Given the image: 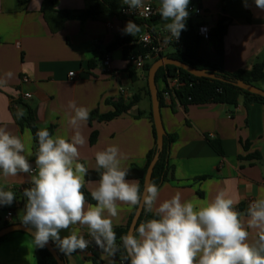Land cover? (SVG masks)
Here are the masks:
<instances>
[{
	"label": "crops",
	"instance_id": "1",
	"mask_svg": "<svg viewBox=\"0 0 264 264\" xmlns=\"http://www.w3.org/2000/svg\"><path fill=\"white\" fill-rule=\"evenodd\" d=\"M45 1L48 0H0V127L19 136L35 153L37 147L31 132L14 121L12 108L19 106H14L15 101L21 100L32 108L39 129L52 128L53 136L70 140L74 129L68 123L72 115L69 101L88 108L89 114L95 110L108 114L114 110L109 102L123 100L129 104L138 97L129 112L112 121L81 123L80 131L86 143L79 147V162L88 171H96L95 152L116 145L127 157L125 167H145L147 154L154 147L149 117L152 106L144 72L136 69L135 80L130 77L123 42L128 38L137 39L150 30L168 36L163 30L166 22L161 19L153 28L145 22H134L141 31L132 36L122 32L128 20L104 16L84 23L68 21L59 31L52 32L42 13ZM55 1L58 10L78 14L89 9L95 0ZM194 2L202 10V15L194 19L195 25L205 24L212 29L220 17L228 20L222 60L225 72L249 71L264 60V11L253 0H247V6L245 0ZM155 6L160 16V0H155ZM114 44L116 48L110 50ZM169 53L171 48L164 55ZM107 56L111 59L113 74L104 72L102 63ZM198 57L210 63L216 61L211 42L202 40ZM70 73L75 77H70ZM165 86L162 81L157 83L161 93ZM255 86L264 91V77ZM25 94H30L31 99L25 100ZM163 101L161 117L165 132L177 138L169 151L174 179L169 175L159 188L157 204L176 192L181 193L182 200L199 204L227 189L238 200L236 210L241 208L244 214L264 187V104L252 102L246 106L244 98H240L236 107L207 104L185 108L177 103L172 108ZM93 133H97V139L92 144ZM210 140L221 144L223 155L211 147ZM34 159L35 156L30 159L33 167ZM28 181L27 174L5 178L0 173V188L16 195L10 206H0V230L6 224H21L26 203L23 190L30 187ZM95 187L96 181H86L84 188L91 194ZM132 210L128 205H120L114 230L127 225ZM8 213H12L11 219ZM75 227L90 239L86 226ZM68 234L67 230L60 232L61 238ZM65 258L68 264H105L94 245ZM0 264H38L33 238L23 232L5 237L0 242Z\"/></svg>",
	"mask_w": 264,
	"mask_h": 264
},
{
	"label": "clouds",
	"instance_id": "2",
	"mask_svg": "<svg viewBox=\"0 0 264 264\" xmlns=\"http://www.w3.org/2000/svg\"><path fill=\"white\" fill-rule=\"evenodd\" d=\"M253 2L264 11V0ZM189 3L160 0L159 13L166 22L163 30L169 33L166 40H179L186 30ZM123 4L130 10H148L145 0H123ZM140 31L131 20L122 30L132 36ZM68 108L74 135L69 140L40 129L35 134V153L19 136L0 127V173L5 178L29 176L30 187L23 190L26 204L21 224L29 228L35 247L44 248L51 241L60 252L71 255L94 245L105 264H264V187L244 214L236 210L238 200L227 189L199 204L182 200L180 192L157 204L159 187L149 182L141 192L138 182L127 179V157L118 146L110 145L95 152L99 179L91 199L96 203H88L83 191L88 168L79 162V147L86 143L80 126L89 119V109L75 101H69ZM16 116H24L19 106ZM33 156L35 167L30 163ZM15 199L13 191L0 188V206H10ZM120 205L143 209L153 218L129 229L118 244L114 219ZM77 225L86 226L90 239L76 230ZM62 230L69 234L61 238Z\"/></svg>",
	"mask_w": 264,
	"mask_h": 264
},
{
	"label": "trees",
	"instance_id": "3",
	"mask_svg": "<svg viewBox=\"0 0 264 264\" xmlns=\"http://www.w3.org/2000/svg\"><path fill=\"white\" fill-rule=\"evenodd\" d=\"M195 0H190L188 8L194 4ZM223 3V0H222ZM122 2L120 0H95L94 4L87 10L81 13H72L69 11H62L57 9V2L55 0H48L43 3L42 13L46 22L48 23L52 32H57L61 29V27L68 21H79L81 23L86 22L87 20L93 19L98 20L104 16L119 18V10L121 8ZM188 10V9H187ZM224 6H222V11H224ZM162 18L157 14L151 20L145 22L150 28H153L157 25V23ZM227 19L222 16L219 18L217 25L210 29V39L213 46L214 53L216 55V61L214 63L206 62L198 57V48L202 43V38L197 33L198 25L194 24V19L188 17L185 21L186 30L181 32L180 41L181 45L172 46L171 53L164 55L162 54L159 58H157L154 62L158 61L162 57L166 56L171 59H175L181 61L195 69L198 70H212L215 72L220 78L224 80L214 81L206 78H196L186 71L176 68L174 66H165L159 69L156 75V83L162 81L165 83V89L168 88L169 81L175 78H178L182 85L172 91L170 106L174 108V106L179 103L180 105L187 108L191 105H207V104H221L228 107H236L240 98H244L246 102V106L249 103L257 102L264 104V98L250 94L245 92L235 86L232 85V82L236 80H241L247 84L254 85L263 79L264 77V60L260 63L256 64L249 71H238L236 73L230 74L223 70L222 60L224 55V39L227 34ZM151 31V30H150ZM139 38H128L124 40V58L129 63V72L132 80H135L136 77V69L130 63V59L132 56L137 57L139 54L144 53L147 49H145L142 45L138 44ZM120 44V42H118ZM122 44V43H121ZM117 44H114L110 47V50L115 49ZM151 64H147L142 70L145 74L146 78V89L147 95L151 102V96L147 83V75L148 71L151 67ZM164 89V90H165ZM160 105L161 108L164 106V101L162 97V93L159 92ZM138 102V97H134L133 100L129 104H125L123 100H119L117 102H109L113 107V111L108 114H100L97 110L92 111L89 114V122L98 121V122H109L112 121L119 116L127 113L131 110L133 106H135ZM20 106L19 108L24 110V116L22 118H17L16 113L18 108H12V115L14 121L22 128H27L34 139L35 145L38 149V139L36 138V132L40 130L36 124L34 113L32 108L22 102L21 100H17L14 103V106ZM150 122L152 124V134L154 139V147L147 154L146 157V166L143 168L137 166H131L129 169V175L127 177L128 180L136 181L139 183L141 192H143L144 188V180L147 173V170L154 159L157 152V134L155 130V125L152 118V111L149 113ZM48 131L50 134L53 133L52 128H49ZM176 135H168L164 137L163 150L159 155V160L154 167V171L151 178V183H155L159 188L162 184L168 180L169 175H171L170 179H174V167L170 165V146L176 140ZM97 133H93L90 138V142L93 144L96 142ZM211 147L220 155H223V149L221 144L218 141H209ZM99 173L97 171H88L85 181H98ZM87 202L91 204H95L96 202L91 199V194L83 189ZM26 204V203H25ZM25 209V205L23 210ZM137 211V208H133L128 223L123 228L115 229L117 235V243L120 244V237L126 234L129 230L131 222L134 218V215ZM237 211L241 212V208ZM153 218L152 213H145L144 210L139 218V222H143L146 219ZM11 224H6V226H10ZM138 225V224H137ZM33 238V237H32ZM5 238L0 239L2 242ZM54 244V243H53ZM55 245V244H54ZM95 247V246H94ZM57 248V247H56ZM96 248V247H95ZM58 249V248H57ZM97 249V248H96ZM59 250V249H58ZM98 250V249H97ZM99 251V250H98ZM59 255L61 259L66 260L65 255L59 251ZM36 257L38 260V264H57L54 257L48 251L46 247L38 248L36 247ZM93 262L97 261L96 256L92 257Z\"/></svg>",
	"mask_w": 264,
	"mask_h": 264
},
{
	"label": "water",
	"instance_id": "4",
	"mask_svg": "<svg viewBox=\"0 0 264 264\" xmlns=\"http://www.w3.org/2000/svg\"><path fill=\"white\" fill-rule=\"evenodd\" d=\"M165 66H174L176 68L182 69L189 73L190 75L196 77V78H206L214 81H221L224 82L222 78H220L215 72L212 70H198L195 69L181 61L171 59L169 57H162L158 61L154 62L147 75V83H148V88L151 96V106H152V118L153 122L155 125V130L157 134V152L152 160L146 176L144 180V185L146 183L151 182L152 174L154 171V167L156 166L158 160H159V155L163 150V144H164V137L166 136V132L162 123V117H161V105H160V98H159V90L157 88V83H156V75L157 72L159 71L160 68L165 67ZM232 85L253 95L260 96L264 98V91L257 88L254 85L247 84L241 80H236L232 82ZM22 204L24 202L23 199L20 201ZM23 206V205H22ZM143 209H138L134 215V218L131 222V225L129 229H134L138 222L139 218L142 214ZM129 231V230H128ZM15 232H23L31 236V233L29 231V228L26 226H23L20 223H16L10 226H6L3 229L0 230V239L7 237L8 235L15 233ZM32 237V236H31ZM48 251L51 253V255L54 257L56 260L57 264H68L66 260L61 259L59 255V250L56 248V246L53 244V242H49L48 245L46 246Z\"/></svg>",
	"mask_w": 264,
	"mask_h": 264
},
{
	"label": "built area",
	"instance_id": "5",
	"mask_svg": "<svg viewBox=\"0 0 264 264\" xmlns=\"http://www.w3.org/2000/svg\"><path fill=\"white\" fill-rule=\"evenodd\" d=\"M145 4L148 9L147 11L143 9L130 10L129 6L123 4L122 2L121 8L119 10V15L121 18L128 21L131 20L133 22H147L154 16H156L158 12L155 6V0H145ZM141 12H143V14H140ZM188 12V17L193 19L198 18L202 15V10L196 4H192L188 8ZM197 33L204 41H208L210 39V28L205 24L198 25ZM166 37V35L158 31H148L144 35L139 37L138 44L142 45L147 50L144 53L139 54L137 57H131L130 63L135 67V69L142 71L147 64H151L152 62H154L169 48H171L172 46L181 45L180 38L179 40H174V38L172 40H166ZM102 65L105 73L113 74L112 62L109 56L104 58ZM70 77H75V74L70 73ZM24 82H27V79H24ZM181 85L182 83L178 78L169 81L168 88H166L162 93V97L165 102L170 103L172 91L180 87ZM121 93L124 95L125 91L122 90ZM24 99L30 100L31 95L25 94ZM7 217L11 219L13 217L12 213H8ZM92 246L93 245H90L87 250L92 248Z\"/></svg>",
	"mask_w": 264,
	"mask_h": 264
}]
</instances>
